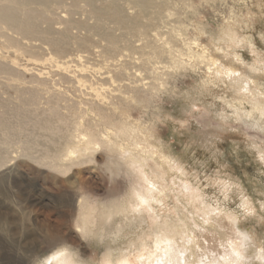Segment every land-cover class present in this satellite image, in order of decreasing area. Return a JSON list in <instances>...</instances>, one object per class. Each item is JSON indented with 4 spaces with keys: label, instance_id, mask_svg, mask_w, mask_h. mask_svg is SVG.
<instances>
[{
    "label": "rangeland",
    "instance_id": "1",
    "mask_svg": "<svg viewBox=\"0 0 264 264\" xmlns=\"http://www.w3.org/2000/svg\"><path fill=\"white\" fill-rule=\"evenodd\" d=\"M107 3L99 0L97 7ZM120 5L127 26L103 21L82 0L78 5L66 0L60 10H51L55 35L73 40L64 54L49 44H18L0 36V76L44 90L48 104L57 106L59 119L52 117L55 111L45 117L40 111L39 125L71 121L81 112V131L103 129L104 139L126 154L96 155L100 165L114 161L118 172L112 181L95 169L81 175L90 178L91 203L99 210L96 226L81 242L83 264H101L109 252H132L130 246L145 231L156 237L166 225L189 252L202 249L199 241L214 251L241 249L240 239L217 231L219 224L233 226L236 237L246 234L264 259V111L257 109L258 100H241L217 74L228 56H239L241 68H256L264 92V0H155L146 13L135 0ZM98 23L117 38L114 43L88 30ZM0 89H6L2 98L15 96L13 88ZM98 106L115 117L127 137L103 125ZM26 118L21 114L18 122ZM36 134L40 147L50 146V132L36 129ZM22 174L0 180V231L39 245L49 210L27 198L39 195L44 184H32L27 168ZM139 183L153 192L150 207L116 232L125 219L115 213L130 206ZM179 230L187 243L176 235ZM39 250L43 257L49 253L46 245Z\"/></svg>",
    "mask_w": 264,
    "mask_h": 264
},
{
    "label": "bare ground",
    "instance_id": "2",
    "mask_svg": "<svg viewBox=\"0 0 264 264\" xmlns=\"http://www.w3.org/2000/svg\"><path fill=\"white\" fill-rule=\"evenodd\" d=\"M65 1L0 0V36L10 41L17 39L15 41L18 44L25 40L49 44L57 50L58 54H64L67 47L72 43L70 41L73 40H70V36L55 35L53 25L57 19L52 18L56 14L51 10L54 12L60 10ZM72 1L78 5L81 0ZM82 1L92 8V14L94 11L101 14L102 20L107 18L115 21L119 26L128 25V20L124 18L120 5L122 0H107L108 3L105 8L97 7L99 0ZM135 1L141 11L145 13L155 3V0ZM49 13H52L53 16H49ZM69 22L71 23V21ZM68 26L71 27L72 25ZM104 27L103 24L98 23L95 26L89 25L88 30L90 32L96 31L109 43H114L117 38L112 33L107 32ZM10 33L16 35L17 38L10 36ZM139 33L142 34L143 32L139 31ZM227 59L225 67L217 68L220 80H225L233 85L235 94L240 96L241 100L246 102L258 100L257 109L264 111V92L258 84L260 77L258 78L256 68H241L239 56L231 55ZM14 78L0 76V85L15 90V96L6 99L2 98L6 95V89L4 91L0 89V98L3 99L0 103V180L13 176L24 178L22 170L27 168L33 175L32 184L37 185L39 181H43L44 185H50L48 188L41 185L38 190L39 195L29 196L27 202L34 207H46L49 212L46 215L39 245L36 243L26 245L22 241L17 242L14 240L15 238L13 239L7 233L0 231V264H48L51 258L60 252H63V255L54 264H83L81 242L90 235L91 227L96 226V216L99 214V210L91 203L90 178L84 179L81 175L95 169L103 172L112 181L118 172L114 161L108 160L104 165H100L95 160L96 155L107 150L117 152L124 157L126 154L118 150L117 144L104 139L103 129L100 130L97 126H92L87 130L85 129L86 132L81 131L83 129L79 122L83 116L81 112L75 113L71 121H59L49 127L39 125L38 122L42 120V116L45 117L50 112L55 111V115L52 117L59 119V114L55 110L57 106L48 104L49 98L42 94L44 90H40L36 86L24 87L23 81ZM52 97L59 99L58 96ZM44 104L48 106L43 107ZM239 106L243 108L244 104L240 103ZM8 107L11 108L9 113L6 112ZM32 110L36 115L28 116ZM40 111H42L41 117L37 113ZM24 113L27 118L18 122L21 114L24 115ZM97 114L102 116L104 126L111 125L115 128L118 136H128L125 128H120L115 117L108 115L101 106H98ZM36 129L51 133L53 138L51 141L49 140L50 146L40 147L37 144L41 135L36 134ZM117 135L115 136L117 137ZM57 137H59L58 140H56ZM26 160H28L27 164L21 163ZM30 161L38 164L40 168L37 170ZM152 195L153 192L148 184L139 183L134 189L130 206L126 209L122 207L123 209L120 208L115 213L125 219L118 223L115 231L120 232L131 220L130 216L144 217L146 207H150ZM46 198L50 200L46 201ZM168 230L170 231L167 225L161 230L159 229V234L156 237L150 231H145L144 235L138 237V243L130 246V249H134V251L126 253L120 251L117 255L109 252L101 264H264L262 254L261 256L256 254L258 245L254 246L253 240L246 239L244 237L246 234L236 237L237 232L233 226L219 224L217 231H223L230 239H240L241 249L239 250L227 248L224 251H214L207 249L206 244L204 246L203 242L199 241V247L202 249L189 252L184 244L187 243L188 239L184 231L179 230L176 234L181 237V242L184 244V246H180V241L178 242L177 237L172 236V231L169 233ZM41 245H46L49 248L46 257L40 255L39 247ZM258 252L260 253V251Z\"/></svg>",
    "mask_w": 264,
    "mask_h": 264
},
{
    "label": "snow or ice",
    "instance_id": "3",
    "mask_svg": "<svg viewBox=\"0 0 264 264\" xmlns=\"http://www.w3.org/2000/svg\"><path fill=\"white\" fill-rule=\"evenodd\" d=\"M63 255V252L58 253L56 256L51 258V261L48 264H54L55 261H58L59 257Z\"/></svg>",
    "mask_w": 264,
    "mask_h": 264
}]
</instances>
